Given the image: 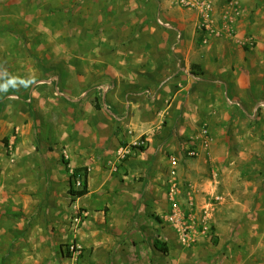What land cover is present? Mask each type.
<instances>
[{
  "label": "rangeland",
  "instance_id": "rangeland-1",
  "mask_svg": "<svg viewBox=\"0 0 264 264\" xmlns=\"http://www.w3.org/2000/svg\"><path fill=\"white\" fill-rule=\"evenodd\" d=\"M77 1L0 0V84L12 78L18 81L16 87L0 91V264H147L143 252L135 253L136 260L130 258L126 249L137 247L128 232L121 234L124 228L112 225L113 209L133 200L123 188L127 172L118 154L106 161L96 147L90 156L95 162L88 165L89 194L78 198L69 193L70 174L76 167L66 148L83 139L91 143L96 132L94 126L85 128L78 117L72 115L71 121L60 93L82 88L88 80L93 83L96 61L104 54L120 61L115 27L121 7L116 0H84L75 7ZM236 25L228 37L232 40ZM198 29L203 42L216 36L204 27ZM256 29L254 38L240 43L247 48L243 63L227 71L224 61L222 74L213 77L207 91L221 100L216 110L230 117L225 150L206 154L209 188L203 195L207 196L199 199L193 193H199L195 182L199 175L169 182L168 195L176 183L183 221L190 227L187 241H180L185 248L201 249L197 264H203L204 257L208 262L204 264H264V106L257 109L264 104V23ZM121 55L128 59L126 52ZM65 72L70 75L67 81ZM51 76L55 87L50 91L51 84L42 80ZM23 81L31 83L25 86ZM231 96L241 103L239 107L229 104ZM57 102L60 106H54ZM188 150L187 157L196 160ZM63 157L71 162L70 172ZM199 167L196 163L193 169ZM104 174L107 180L101 188ZM79 181L77 188L83 185L82 178ZM230 213L234 221L224 218ZM147 237L152 247L153 236ZM108 241L125 249L120 261L118 251L103 247ZM205 246L211 250L204 251Z\"/></svg>",
  "mask_w": 264,
  "mask_h": 264
},
{
  "label": "crops",
  "instance_id": "crops-1",
  "mask_svg": "<svg viewBox=\"0 0 264 264\" xmlns=\"http://www.w3.org/2000/svg\"><path fill=\"white\" fill-rule=\"evenodd\" d=\"M83 1L78 0L74 6L79 7ZM115 2L121 7L115 27L120 39V61L116 62L113 54H104L96 61L98 72L93 83L88 80L84 86L85 79L80 74L79 82L84 87L64 89L67 92L60 93L67 101L64 106L70 111L71 121L73 116L78 117L85 128L94 126L96 132L91 143L83 139L80 145L66 148L72 153V163L68 162L75 167L88 166L96 147L106 161H112L118 154L116 158L124 161L122 170L127 172L123 188L132 194L133 200L130 205H117L111 220L117 229L124 228L121 234L128 232L133 247H137L135 251L126 249L130 258L136 260L135 253L139 251L144 253L147 264H197L201 249L185 248L171 219L174 209L168 195L169 182L178 178L194 180L199 175L200 180H195L199 182V193L195 190L193 193L199 199L207 196L203 195L209 188L205 178L206 154L225 150L230 118L229 113L216 110L221 102L219 96L207 91L213 77L222 74L224 61L227 71L243 63L247 48H242L240 43L258 34L256 26L264 23V0H211L218 33L225 26L226 16L235 20L234 25L238 21V25L233 40L228 38L232 35L222 31L221 36H212L205 42L200 40L204 38L198 29L199 12L181 7L177 0ZM106 44L110 46V42ZM104 49L110 53V47ZM120 51L126 52L128 59L122 58ZM65 78L66 81L70 78L66 72ZM52 79L51 76L42 80L51 84L50 91L54 86ZM43 97L39 98L41 104ZM228 98L239 102L232 96ZM48 100L56 101L50 97ZM54 106L60 105L57 102ZM203 127L211 133L208 147L202 145ZM139 138L145 140L143 146L136 144ZM190 148L199 150L196 160L187 157L185 150ZM65 160L63 157L64 164ZM196 163L200 165L199 171L193 169ZM106 180V174L100 176L101 188ZM227 216L224 218L234 221L231 213ZM148 234L154 239L152 247ZM157 239L167 244L168 252L155 246ZM115 244L111 241L109 245L108 241L103 247L115 250L114 254L118 251L120 261L125 249L116 248ZM209 250L211 247L205 246L204 251ZM206 259H202L203 264Z\"/></svg>",
  "mask_w": 264,
  "mask_h": 264
},
{
  "label": "built area",
  "instance_id": "built-area-1",
  "mask_svg": "<svg viewBox=\"0 0 264 264\" xmlns=\"http://www.w3.org/2000/svg\"><path fill=\"white\" fill-rule=\"evenodd\" d=\"M178 5L181 7H185L188 9H194L199 12V27H204L207 31L210 33H214L215 35H220V32L225 31L227 35H232L233 33V26L235 24V20L229 17H225L226 23L225 26L220 30V32H217V28L215 26V22L213 19V5L210 0H177ZM228 102L230 104L234 105H240L239 102H235L231 99L228 98ZM264 106L263 103H260V107ZM202 145L205 147H208L212 141L211 133L208 128L203 127L202 129ZM137 145L143 146L145 144V140L142 138H139L138 141L136 142ZM123 157L126 156V152L122 150ZM188 153L192 157H196L200 154L199 150L197 148H190L188 150ZM78 179V183L80 184L81 182ZM177 195H178V190H177V184L173 183L171 190L169 192V200L171 201L172 208L174 209L173 215H172V221L175 223V227L179 233V236L183 242H186L189 236L188 230L189 226L187 225L186 221H183V215L181 211L180 204L177 201Z\"/></svg>",
  "mask_w": 264,
  "mask_h": 264
},
{
  "label": "trees",
  "instance_id": "trees-1",
  "mask_svg": "<svg viewBox=\"0 0 264 264\" xmlns=\"http://www.w3.org/2000/svg\"><path fill=\"white\" fill-rule=\"evenodd\" d=\"M8 143V140L5 141ZM144 149V147H141ZM66 164V169L67 171H71L69 167V162L65 160ZM82 178L83 180V185L81 188L76 187V182L78 179ZM90 189H89V167L88 166H83V167H76L72 173L70 174V188H69V193L73 197H84L87 194H89ZM155 246L160 249L163 252H168L169 248L167 247V244L162 242L161 240L157 239L155 241Z\"/></svg>",
  "mask_w": 264,
  "mask_h": 264
},
{
  "label": "clouds",
  "instance_id": "clouds-1",
  "mask_svg": "<svg viewBox=\"0 0 264 264\" xmlns=\"http://www.w3.org/2000/svg\"><path fill=\"white\" fill-rule=\"evenodd\" d=\"M18 81L15 78L9 79L6 83L0 84V91H7L9 87H16ZM31 81H23L25 86H28Z\"/></svg>",
  "mask_w": 264,
  "mask_h": 264
}]
</instances>
